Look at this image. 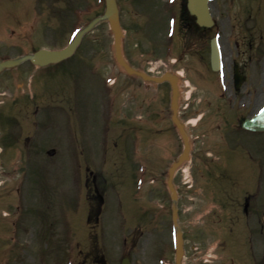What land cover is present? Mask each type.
I'll use <instances>...</instances> for the list:
<instances>
[{
    "label": "rangeland",
    "instance_id": "obj_1",
    "mask_svg": "<svg viewBox=\"0 0 264 264\" xmlns=\"http://www.w3.org/2000/svg\"><path fill=\"white\" fill-rule=\"evenodd\" d=\"M118 2L124 55L131 57L145 71L156 66L154 74L167 70L179 81L178 103L190 154L175 172L173 183L178 192L180 222L184 221L185 225V263L195 264L197 258L207 263L204 259L213 260L215 256L224 255L221 254L223 249H218L219 253L213 251L215 244L210 236L212 226L219 222L214 215L220 206L214 201L225 205L226 208L219 213L225 214L232 206L241 204L246 193H251L254 202L261 198V264H264V133L251 135L239 125L244 117L264 105V0H212L210 11L215 28H203V38L192 51L195 53L196 49L197 53L192 57L194 61H183L174 68H162L158 60L148 64L147 51L151 44L156 51H162L158 38L155 36L158 41L150 43L151 32L148 33L150 16L155 13L151 5H157L158 1ZM103 9L104 0H0V60L40 46L61 47L67 42L71 29L73 32L80 29ZM3 25L8 26L10 36L18 37L15 42L5 40ZM156 27L159 23H155V31ZM216 33L219 34L223 68L214 73L208 67V41ZM192 44L184 48L183 39L179 38L176 51L188 50ZM233 61L241 62L244 70V80L237 91L229 72ZM26 67L29 68L27 64L7 67L0 74V264H116L113 206L116 190L112 189L115 188L113 183H147L148 179L155 178L159 185H163L167 167L182 150L181 139L165 118V111L169 110L168 86L161 84L156 92L138 91L136 102L147 106L146 112L151 114L147 120L155 129L151 135L146 133L136 141L133 159L137 165H133L135 161L127 158L120 144L123 141L117 139V126L112 122L110 102L113 88L109 87L111 96L107 97L106 89L98 86L101 75L103 78L113 74L116 67L112 34L105 22L95 26L85 35L74 58L66 63V70L57 67L44 74L38 72L41 74L39 81L45 78L47 88L61 92L68 86L65 71L74 78L75 71L98 72L90 77L88 91V152L82 157L83 161L73 159L72 162L65 152L49 156L55 146L49 141V134L33 138L35 127L41 129L37 125L39 117L35 107L47 104L44 95L40 94L41 99L37 96L35 101H28L22 96L26 92L21 93L26 86L23 85L22 89L13 86L9 78L14 79ZM182 68L190 78L191 75L195 77L193 82L189 79L187 86L184 85L186 76L173 73L176 69L181 72ZM27 72L24 71L21 80L26 74H35ZM38 74L34 77V86L38 83ZM45 91L50 94L46 89L42 92ZM103 102L105 112L101 107ZM53 107L55 120L62 111ZM195 109L202 111L203 117L199 121ZM140 113L141 110L137 109L135 119ZM107 115L112 120L107 119ZM44 119V125H47L48 118ZM103 124L109 125L106 133ZM48 128L42 127L41 130L46 133L51 130ZM26 135L31 138H25V146L22 141ZM217 154L221 160H215ZM84 173L85 182L90 183L86 191L95 196L92 202L97 207L96 212L94 205H89L90 200L86 205L83 203ZM71 177L78 178L79 195L71 211L73 234L69 238L72 247L69 255L66 188ZM24 191L27 193L24 199L27 208L20 218L23 221L19 228V214L15 209L21 205L19 197ZM87 211L94 214L89 216ZM224 219L219 222L220 226L225 224L220 228L223 236L231 224L236 232L245 228L240 221ZM168 227L169 240L172 241L173 227L171 224ZM93 249L98 250L92 253Z\"/></svg>",
    "mask_w": 264,
    "mask_h": 264
},
{
    "label": "flooded vegetation",
    "instance_id": "obj_2",
    "mask_svg": "<svg viewBox=\"0 0 264 264\" xmlns=\"http://www.w3.org/2000/svg\"><path fill=\"white\" fill-rule=\"evenodd\" d=\"M157 5L154 7V15L150 16V43L160 41L162 51L155 50L153 44L149 48V65H152V60L164 58L163 53L166 49L171 50V55L174 57L168 60L165 66L175 67L183 61L192 62V57L197 55L196 49L193 53L197 42L202 39V29L197 26L192 16H190L185 8L186 0H172L170 6L164 0H157ZM172 19L174 29L169 32V21ZM155 23H159V27L154 30ZM2 35V34H0ZM155 36L158 38H155ZM183 39V46L187 48L192 42V46L186 50L176 51V43ZM170 39L171 46L165 47V41ZM172 40V41H171ZM19 41H21L19 39ZM200 45V44H199ZM161 46V45H160ZM161 60V61H162ZM66 63H61L57 67L65 68ZM237 65V71L243 75V66L241 62H232L229 72L233 75L234 66ZM163 67V66H162ZM156 66L152 71H155ZM39 69V67H36ZM51 71L49 68L42 67L41 74ZM71 71V70H70ZM186 75V71L183 70ZM67 90L64 92L50 90L47 88L45 78L40 82L38 74V83L34 90V97L40 98V94L44 95V100L47 104L36 105L35 113L39 117L37 125L42 127L48 126L50 130L49 141H53L54 150L52 154L65 152L68 157H84L89 148V122H88V91L89 79L88 75L80 74L75 71L76 78L68 74L67 71ZM160 72V71H157ZM23 77V74H20ZM113 83L116 89L115 102V124L117 126V139L120 138L122 149L129 153L127 143L133 139L138 127L141 125L148 126L147 122L138 124L136 110L140 109L145 120L151 114L147 113V106L143 107L141 103H137L138 91H149L148 84H139V77L127 75L121 69L116 70L113 76ZM40 84V86H39ZM44 89L49 90L50 94L42 92ZM42 98V97H41ZM40 98V99H41ZM60 108L62 111L56 118V126L53 125L54 107ZM48 108V109H46ZM46 109V110H45ZM44 118H48V124L44 125ZM52 119V120H51ZM62 126V127H61ZM61 127V129H60ZM39 129V128H38ZM39 129V131H42ZM51 154V155H52ZM129 156V155H128ZM86 185V183H85ZM83 183V190L86 186ZM129 185L128 188L124 186ZM115 258L116 264H174V255L170 249V240L168 235L169 226V199L164 194L162 188L153 187L151 190L143 191L138 197L136 188L133 183L125 184L122 182L115 183ZM127 189L129 191H127ZM74 188L72 185L67 188V207L69 210L68 218L71 221V211L74 202ZM83 197L87 196L82 193ZM181 211L178 209V220H180ZM182 216V215H181ZM216 217H225L228 221H240L245 228L239 232L229 229L227 236H221L216 229L212 230L211 236L218 238V243L213 250L217 251L218 247H228L225 256H215L213 260L204 261L206 264H261V199L257 201L251 198L249 193H246L244 201L241 204L231 207V211L227 214L215 215ZM180 228L185 242V225L184 221L180 222ZM167 232V236H166ZM72 235V229L69 227V237ZM201 236V234H200ZM234 243V244H233ZM219 244V245H218ZM241 244V246L239 245ZM234 245V249L232 246ZM238 249H236V247ZM185 253V247H184ZM195 264H202L203 260L194 261ZM182 264H186L182 261Z\"/></svg>",
    "mask_w": 264,
    "mask_h": 264
},
{
    "label": "water",
    "instance_id": "obj_3",
    "mask_svg": "<svg viewBox=\"0 0 264 264\" xmlns=\"http://www.w3.org/2000/svg\"><path fill=\"white\" fill-rule=\"evenodd\" d=\"M208 1L209 0H188L187 2V9L188 11L195 16L196 22L201 25V26H210L212 25V20L210 17V13L208 10ZM101 20H107L109 23V27L113 33V41H114V50H115V58L116 61L118 62L119 65H121L125 71L129 73H134L142 76L143 78H151L145 75L144 73L138 72L134 69H132L122 58L121 56V46H120V40H121V30L119 27V20H118V13H117V7L115 4V0H105V10L104 13L93 19L84 29H82L79 34L75 37V39L64 49L59 50V51H49V50H38L35 53L31 55H27L25 57H21L18 59L14 60H7L0 62V70L3 67H9L13 66L20 61L24 59H30L33 63L36 64H45L48 62H56L68 55H70L77 43L79 42L81 36L83 33H85L87 30L91 29L96 23H98ZM220 54H219V48L216 43L215 39L211 40L210 43V62L211 66L213 69H217L219 67V60ZM152 80L156 82H160L163 79H167L170 82L171 85V91H172V96H171V109H172V120L175 123L179 134L182 138L183 141V150L180 156L178 157V160L174 162L170 168L168 169V179H167V185L170 189L171 192V198L174 201L176 199V193L175 190L172 186L171 179L173 176V172L175 168L186 159L189 151V144L187 137L184 133L183 126L179 123V121L176 118V109H177V104H176V96H177V87L174 82V80L165 75L161 78H151ZM240 78L235 75V82L236 86H238L240 82ZM242 127L245 129L249 130H261L264 131V106L258 111V113L253 116L250 119H245L242 123ZM173 221L176 225V212H175V207L173 205ZM182 240H181V233L177 229L176 233V264H179L180 256L182 253Z\"/></svg>",
    "mask_w": 264,
    "mask_h": 264
}]
</instances>
